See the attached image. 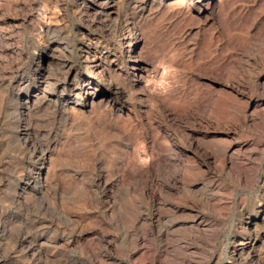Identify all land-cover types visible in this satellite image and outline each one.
Masks as SVG:
<instances>
[{"label":"rangeland","instance_id":"obj_1","mask_svg":"<svg viewBox=\"0 0 264 264\" xmlns=\"http://www.w3.org/2000/svg\"><path fill=\"white\" fill-rule=\"evenodd\" d=\"M53 1L10 0L8 2L7 0L6 2L5 0L0 4H3L0 7V75L2 74L0 76V264H48L50 258L54 259L52 251L49 250V239H57L53 232L60 234L65 227L64 231L68 230L67 235L79 237V242L75 244L73 251L59 254L56 257L58 261L55 260L49 264H90V259L86 257L87 253L85 254L87 250L84 249L86 242L90 244L94 242V247L103 246L105 257H112L109 258L111 262H107L108 264L112 262L136 264L135 260L138 261L139 257L148 250L152 255L153 263L151 264H167V262L175 264L177 261V264H231L228 250L233 238L236 235L240 237L249 235L243 227L242 213L254 207H260L264 201V128L262 132H259V129H249L245 124L244 126L237 125L238 119L246 113L247 101L264 100V95L256 91L251 83L253 75L264 71L262 66L264 62V0H222L221 5L218 3L219 6L217 5L214 13L198 17L188 13L179 15L174 9H170L169 12L153 10V12L148 14L146 12L142 15L144 19L140 22L141 26H137L140 28L137 32L142 37L141 45L144 48L140 59L143 58L147 65L142 72L135 71L136 66H130L131 63L119 66L121 69L119 68L117 83L121 93L115 100V107L123 106V112L121 119H117L118 125L114 127L115 130L112 129V132L117 136L116 141L121 146H116L114 150L98 139L99 132L96 131L94 123L93 128L85 131L87 128L84 122L79 124L81 120L74 123L72 120L66 122L61 106L56 105L54 101L49 105L48 103L36 105V108L34 107L21 119L17 117V112H14L16 111L14 110L16 109L14 106L16 93L24 96L28 88L40 89L37 77L42 76L45 79L49 75L48 86L43 92L46 95L51 94L53 99L60 92L54 89L53 84L63 78L67 67H70L73 74L76 73L78 76L89 75V70L84 66L82 56L79 55L83 44L98 41L109 50L117 45V40L104 32L102 24L93 25L89 23L91 19L77 12V0H62L63 7ZM140 1L129 6L126 3L122 5L120 11L122 14L126 12L124 16L129 19L128 22L133 20L139 22V8L134 6H138ZM41 4L45 5V9L39 11L37 9ZM37 21L51 28L48 36L42 33L37 35L36 28L39 26ZM55 46L58 47L56 50L47 52L49 47L54 48ZM62 70H65L64 74ZM138 74L142 76L141 84L133 81L139 77ZM161 80L166 81V90L159 87ZM222 88L228 93L227 100L231 99L228 100V103H231L230 106L227 105L228 122L226 126L216 121L215 113L209 108L210 99L215 96L217 90ZM108 91L111 92V90ZM157 96L158 99L154 98ZM175 96L178 100L174 98ZM207 101H209L208 104ZM187 104L190 107H187ZM125 113L128 115H124ZM18 124L28 126L30 141L37 145L35 155H32L31 149L24 147L18 140V126H16ZM149 128L154 132L157 131L158 142L164 135H168L170 141L173 142L172 154L177 155V161L172 164L178 166L171 165L175 171H179L181 167L182 169L196 167L201 172L193 176V179L199 183V187L208 185V187L214 186L220 189L219 199L222 200V204H227H223L225 206L222 207L223 209L220 208L221 210L218 209L213 213L200 202L199 207L192 210V214H199L203 219H207L206 226L209 227H205L204 233L196 232L194 234L197 235H194L187 233L184 228L175 226L170 233L173 236L169 235L166 239L164 238L169 242H161L158 238L150 239L145 235L144 226H139V223L134 220L138 211L143 210L144 212L145 204L149 202L148 197L138 190V185L132 187L131 181L126 179L123 183L113 185L107 192H103L102 186L101 189L98 185L94 187L95 189L92 190L95 192L87 187L90 184L88 180L91 178L90 175L97 174L100 169L113 175V172L125 165L127 155L133 148L135 135L143 136L144 131L152 132ZM89 136L97 141L92 138L93 141L88 144L81 139ZM225 137L242 145L250 143V145L254 143L259 145H255L257 148L253 145L254 151L252 149L249 161L245 163L246 166L242 170L238 171L241 175L240 182L233 181L227 175V168L222 165L218 153L214 151L220 148L218 142ZM65 142H68L67 146L63 145ZM54 143L59 144L60 150L57 156H60V159L64 154L66 158L69 156L66 162L63 158L64 162L61 159L56 162L57 164L55 163L57 170L59 168L66 170L64 172L66 175L60 176L59 170L54 177L58 187L65 186L64 201L53 204L45 193H35L29 190L22 198H19L24 176L26 174L35 175L39 169L41 158L38 152L40 148L47 146L52 148ZM139 145L137 147L138 156L143 158V146ZM188 158H192V163L187 161ZM94 163L98 166L93 167ZM250 173L254 178L248 182L251 178L248 176ZM91 183L96 184L92 181ZM168 188L160 194L161 197L151 202L152 212L156 210L155 213H158L157 210H159V213L165 215L166 209L164 210L163 202L178 200L180 189L169 186ZM200 192L199 190L195 193L197 199L201 196ZM223 199L228 201L223 202ZM62 206L65 207L61 208ZM125 209H128V213L124 212ZM64 212L70 213L69 215H72L79 225L85 222L86 228L94 232V235H91V238H82V235L71 231L65 222ZM97 213L107 219L108 228L101 229L93 222H89L93 223L89 228L90 224L86 222L88 221L86 218L97 215ZM121 213H127L124 215L126 216L124 225L117 219V215ZM166 218L171 217L166 216ZM175 220L188 222V219L180 214L176 215ZM127 231L141 237L139 246L136 247L137 253H141L140 255L136 253L137 256L131 260L125 256L129 244L126 238L128 237ZM257 234L260 240L256 250L258 254H262L264 252V224L259 227ZM22 238L27 239L25 246L20 245ZM39 243L42 244L41 248ZM168 243L172 245L169 246ZM163 244H167L168 252L170 250L172 252L167 255V258L160 257ZM26 246L33 249L38 247L39 254H35L37 257H31V254L25 250ZM181 246H185V250ZM176 248L181 251H177ZM26 254L27 257L30 256L27 258ZM44 254L46 257L43 256ZM39 255L42 259L40 261L37 260ZM183 258L185 263L181 261Z\"/></svg>","mask_w":264,"mask_h":264},{"label":"bare ground","instance_id":"obj_2","mask_svg":"<svg viewBox=\"0 0 264 264\" xmlns=\"http://www.w3.org/2000/svg\"><path fill=\"white\" fill-rule=\"evenodd\" d=\"M3 1H5V0H0V4L3 3ZM9 1L10 0H8V2ZM45 1L47 2V0H45ZM61 1L62 0H54L53 3H55V4L57 3L58 5H61L60 7H63V4H61L63 2H61ZM137 1H139V0H77V5H76L77 6V8H76L77 12L85 18L87 17V18L91 19V22H89V23H91L93 25L94 24L96 25L97 23L102 24V26H103L102 29L105 30V31L104 30L103 31L107 32L108 35L115 38L117 40L116 41L117 45H114L113 49L109 50L108 48L104 47V45H102L98 41H96V42L94 41V43L89 42V44H85V45L83 44L81 54H79V55L82 56V61L84 62L83 64L85 67L88 68L89 75L78 76V75H76V73L73 74V71L71 70L70 67H67V71L62 70V72L65 71V75L62 76L63 78H60V79L57 78L58 80L55 81V84H53L54 89L59 90L60 92L58 93V95L54 96L53 99L51 98V94L46 95L43 92L44 88L46 86H48V82H47L48 76H49L48 74H47L48 76L46 75L47 77L45 79H43L42 76H40L39 78L37 77V81L39 84L38 87H40V89L28 88L26 90L27 92L24 96L15 92L16 98L15 99L13 98V99L16 100V102L14 101L15 102L14 106L16 107V109H14V110H16V111H14V112H17V117L19 119H21L24 115H27L28 112L30 113V111L33 110L34 107L38 104L42 105L44 103L45 104L48 103V105H49L52 101H54V103L56 105L61 106L62 113L66 116V122H68L69 120H72V122L74 123L75 121L81 120L80 121L81 123H79V124L81 125L82 122H84L85 127L87 128V129H85V131L93 128L94 127L93 125L95 124L96 131L98 130L97 132H99L97 137L99 140H102L104 142V145H106L108 148L110 147V149L113 148V150H114V148H116V146L117 147L121 146L116 141L117 136L115 135V133L112 132L113 131L112 129H114V127H116L118 125L117 119H121L120 117H122L121 115L123 112V108H122L123 106L122 107L118 106V108L115 107V104H116L115 100H117L116 98L121 93L120 92L121 89L117 83V75L119 72V68L121 67L120 65H125L127 63H131L130 66L135 65L136 66L135 71L142 72L146 68V65H147L146 61H144L143 58L140 59L141 58L140 56H142L141 53H142L144 48L141 45L142 37L137 32V29H138V31L140 29V28H137V26H139L141 24L140 22H142V20L144 19L142 15H144L146 12H147L146 14L153 12V10H160V11H164V12H166V11L169 12L170 9H174L177 13H179V15L184 14V13L185 14L188 13L190 15H194V17L195 16H197V17L203 16V15L206 16L207 14L214 13L216 10V7L219 6L218 3H220L222 0H141L140 3L138 4V6H134L137 9L139 8V10H138L139 11L138 12L139 13V19H138L139 22L138 21L134 22V20L131 22H128L129 19L125 18V16H124V14L126 12L124 14H122V12L120 11L122 9V5L124 3H126V4H128L127 6H129L130 4H133V3L135 4ZM6 2H7V0H6ZM49 2H51V1H49ZM6 5H7V3H6ZM220 5H221V3H220ZM1 6H3V4L0 5V7ZM222 7H220V8L222 9ZM44 9H45V5L41 4L39 9H37V10L42 11ZM135 12H137V11H135ZM133 14H131V15H133ZM132 18H135V17H132ZM37 22L39 25L38 28H36L37 35H40L42 33L45 36H48L51 28L41 25L39 23V21H37ZM142 26H143V24H142ZM212 43H214V42H212ZM49 46H51V45H49ZM57 48H58L57 46H55L54 48L49 47L47 52H49V51L51 52L53 50H56ZM78 50H80V49H78ZM189 55H190V53L188 54V56ZM7 59H8V57H7ZM188 59H190V57H188ZM186 60H187V58H186ZM64 65H65V63H64ZM181 65H182V62H181ZM262 66L264 68V62L262 63ZM185 67H187V66H185ZM127 69H128V67H127ZM49 71L50 70H48V72ZM262 71H263V69H262ZM63 74H64V72H63ZM141 78H142V76L139 75V77H137L136 79H133V81H135L137 84H141V82H140ZM251 81H252L251 83H252L254 89L258 92H261V94L264 95V71L263 72L260 71L259 73L253 75ZM226 87H228V86H226ZM142 88H143V86H142ZM131 89H132V87H131ZM108 90H111V92ZM9 91L11 92V89ZM176 91H174V92H176ZM216 92L217 93L215 94V96L210 99V102L207 101V104H208V102L210 103L209 108L213 111V113H215L214 118H217L216 121H219L222 125L226 126V122H228V120H227L228 118H226L228 115L226 116V113H227L228 106H230V104H231V103H228V100H231V99L228 98V100H227L228 93L226 92V90L224 88L217 90ZM174 95H176V93H174ZM9 96L10 95L8 94V97ZM166 96H168V95H166ZM154 98L158 99L159 97L157 96ZM174 98H177L176 100H178V97L175 96ZM9 99L10 98H8V101H10ZM150 99L152 100V98H150ZM169 99H168V102H169ZM157 101H159V100H157ZM232 101H234V100L232 99ZM159 102H162V101H159ZM163 102H165V101H163ZM177 102H176V105H177ZM247 102L248 103H246L247 107L245 110L246 113L241 118L238 119L239 123L237 122L238 123L237 125L239 126V124H240V126H241V124H242L244 126V124H245V126H247L249 129L256 128V129H259L258 130L259 132H262L263 128H264L263 127L264 126L263 125V123H264V100L257 99L255 101L249 100ZM3 104H5V103H3ZM163 104H165V103H163ZM171 104L172 103H170V105ZM184 105H182V106H184ZM187 107H190V106L187 104ZM127 111H129V110H127ZM212 111H209V112H212ZM126 114L127 113H125L124 115H126ZM132 116H134V115H132ZM212 118H213V116H212ZM125 119L127 120V118H125ZM128 119H129V117H128ZM18 121H20V120H18ZM72 125H71V127H72ZM16 126H18L17 127L18 140H20L22 142V145L24 147H28L31 149L32 155H35L37 145L30 141L31 138L29 137L28 126L22 125V124L21 125L18 124ZM149 126H150V124H149ZM150 131H152V130L150 129ZM87 134H88V132H87ZM143 134H144L143 136H141V135L138 136L139 134L135 135L134 145L132 144L133 148L131 147L132 148L131 151H130V149L128 150L130 152L127 155L128 157L126 156L127 162L125 165H123L121 168H118L119 170H116L115 172H113L114 173L113 175H111V174H109L106 171H103L101 169L97 174L91 173L92 174V175H90L91 178L89 177L90 179H88V180H90V184L87 187L89 188V190H92L94 187L96 188L98 186H100V189H101V186H102L103 192L104 191L107 192L108 190H110L113 187V185L118 184L120 182L123 183L126 179L127 180L129 179L131 181L132 187L138 185V187H137L138 190H140L142 192V195H146V197H148L149 202H148V204H145V206H146V208L144 207L145 211L144 212H143V210L138 211L137 217L135 216L136 218L134 217L135 218L134 220H135V222L137 221V223H139V226L140 225H142V227L144 226L145 235H146V237H149L150 239L154 240V239L158 238L161 240V242L162 241L169 242L168 239H167V241H165L164 238L166 239L167 237H169V235H172L170 233L175 226H176V228L178 226L180 228H184L185 231H187V233H190V234L191 233L194 234L196 232L204 233L205 227L206 228L209 227V226L208 227L206 226L207 219H203L202 217L199 216V214L198 215L192 214V210L199 207L198 203H200V202H202L205 205V207L208 210L212 211L213 213L217 212L218 209H220V208L223 209L225 207V206H223V204L225 205L226 203L222 204L221 203L222 200L220 201V199H219V197L221 195L220 189L218 187H214V186L208 187V185H204V186L199 187V183H197L196 180L193 179V176H195L196 174L201 172V171L199 172L198 168H196V167L190 168V169H185V168L182 169V167H181V169L179 171H175V169H173L172 165L175 166V164H172V163L173 162L175 163L177 161V157H176L177 155L175 156L174 154H172V151H173L172 147L174 145L172 144L173 142L170 141V138L168 135L167 136L164 135V137H161L162 140L160 142H158L157 139L159 137H156L157 131H155V132L154 131H152V132H145L144 131ZM224 136L227 137L228 135H224ZM226 137L221 138V139L219 138L220 140L218 142V145L220 146V148H217L214 151L216 152V154L218 153L217 155H218V157H220L219 161H221L223 164L221 162L220 163L222 165H224L225 168H227V170H226L227 175L230 178H232L233 181L240 182L241 175L238 171L240 169L242 170L246 166L245 163L247 161H249L250 154L254 151V148L256 147L255 145H258V144L254 143V144L250 145L251 144L250 143V144L242 145L240 143L235 142L234 140H229ZM83 138H81V139L84 142L86 141L88 144L91 141H93V139H94L91 136H89L88 138L85 137L86 139H83ZM89 138H90V141H89ZM67 139H69V138H67ZM67 139H65V140H67ZM81 139H79V140H81ZM32 140L34 141V139H32ZM94 141H97V140L94 139ZM103 142H101V143H103ZM67 143L65 142V143H63V145L65 146ZM139 144H142L141 146H143V150H142L143 158L139 157L140 155L138 156L139 151L137 150V147ZM179 144H181V143H179ZM58 145H59L58 143H56V144L54 143L52 148H50L48 146L46 148H43V147L40 148V152H38V154L40 155V158H41V163H40L39 169L37 170L35 175L26 174L24 176V178H23L24 181H23V184L20 187V191H19V198H22V196H24L25 192L27 193V191L29 190V191L35 192V193H37V192L45 193V195H47V197H49V199L51 200V202L53 204L58 203L59 201H61V202L64 201L65 193H66L64 191L65 186L63 188L58 187V183L56 184V182L54 181V177H55L57 171H59V170H60V176L66 175V174H64V172H66V170L64 171L62 168H59L57 170L56 169L57 166L55 165V163L58 160L60 161L61 159H62V161L65 159L64 161L66 162V159L69 156H67V158H66V156H65L66 154H64L60 159V156H57V152L60 150ZM253 145H254V148H253ZM88 146L90 147L91 145H88ZM216 147H217V145H216ZM252 149H253V151H252ZM91 150H92V148H91ZM26 151H27V149H26ZM214 158H217V157L214 156ZM187 161L192 163V158H188ZM95 166H98V165H96L94 163L93 167H95ZM177 166H175V167H177ZM221 173H223V172H221ZM67 176H66V179H68ZM228 176H227V178H228ZM245 176H246V174H245ZM248 176H250L251 178H249ZM248 176H247L249 178L248 182L252 181V178H254L253 175L250 173ZM70 177H72V176H70ZM91 181L95 182L96 184L93 185L91 183ZM238 185H239V183H238ZM60 186H63V185H60ZM168 186L172 187V188L177 187L180 189V195L178 197V200L163 202L164 203L163 204L164 210L166 209L165 215H162L161 212L159 213V210H157L158 213H155L156 210L154 212H152L151 211L152 209H150L152 207L151 202H154L155 200H157L159 198L160 194L164 190L167 191V189H169ZM199 190L201 191L200 192L201 196H198L199 199H197L195 196V193L198 192ZM92 191L95 192V190H92ZM96 192H97V190H96ZM225 201H228V200L226 199L223 202H225ZM107 205L111 206L109 204H107ZM64 207L62 206L61 208H64ZM125 210L126 211H124V212L128 211V209H125ZM127 213H124V214L121 213V214L117 215V217H118L117 219H119V223L124 225V222H125L124 219L126 218V216H124V215H126ZM69 214L65 213V217H66L65 222L67 223V227L68 226L70 227L71 231L76 232V234L82 235V238H87V237L91 238L90 236L94 235V232H92L90 229H88V227L86 228L85 222L84 223L82 222L83 224L79 225L78 223H76L77 222V221H75L76 219L73 218L72 215H69ZM177 214H180V216L184 215V217L188 219V222L184 221L185 223H183L181 221L182 222L181 223L180 221H176L175 218H176ZM219 215H220V213H219ZM109 216H110V214H109ZM166 216L171 217V218L170 219L166 218ZM241 216L243 219V221H242L243 227L249 233V235L243 236V237L236 235L233 238V242L231 244V247H229V250H228L229 251L228 253L230 256L229 258L231 260V264H264V252L262 254H258L259 252L257 253V250H256L257 249V247H256L257 243L260 240L259 235L257 234V231H258L259 227L264 224V201L262 202V205L260 207H254L250 211H245L242 213ZM86 219H88V221ZM86 219L85 220L87 223L93 222L94 225H97V227L99 226L101 229H106L109 227V223L107 222V219L102 217V216H99L98 213H97V215L89 216ZM108 220L110 221V218ZM205 220H206V222H205ZM87 223H86V225H88ZM93 223H91V224L89 223L91 225V226L88 225L89 228L92 227ZM209 224H211V223L209 222ZM95 227L96 226H94V228ZM210 227H211V225H210ZM65 228L63 229V231L60 232V234H56V232H53L56 235L57 239H55V238H54V240L49 239V246H50L49 250L52 251L51 254H52V257L54 258V259H51L50 255L48 254L49 258H50L48 260L49 263H53L55 260H57L56 257L59 254L69 253V252L73 251V248H75V244L79 242L78 241L79 237H72L71 235H67L66 231H68V230L64 231ZM53 231H55V229H53ZM99 231H101V230L99 229ZM142 233H144V232H142ZM142 233H141V235L143 236ZM126 234L128 235V237H126V238H128L129 244H128V249L126 251L125 256L131 260L132 258L137 256L136 255V253H137L136 247L139 246V243H140L139 240L141 237L139 238V237L131 234L129 231H127ZM145 235L143 237H145ZM194 235H197V234H194ZM142 239L144 240V238H142ZM26 242H27V239L22 238L20 240V245L25 246ZM260 243H262V242H260ZM84 244H85V242H84ZM93 244H94V242H93ZM93 244H92V242H91V244H90V242L89 243L86 242L85 247L82 244L83 245L82 247H84V249L87 250V252L85 251V254L87 253L88 256H86V257L88 259H90V264H108L109 262H111V261H109V258L111 259L112 257H110L107 254L109 256V258H107L104 255L105 248H103V246L94 247ZM184 244H185V242H184ZM170 245H172V244H169V246ZM175 245H177V244H175ZM39 246L41 248L42 244L39 243ZM186 247H187V245H186ZM26 248L27 249H25V248L24 249L27 251V253L31 254V257L36 256L35 254H39V251H38L39 248L38 247L33 249V248H30V246H26ZM78 248H79V246H78ZM168 248L169 247L167 246V244H163L161 246L160 257H166L167 258V255L171 252L170 249H169L170 252H168ZM182 248H184L183 250H185V246ZM22 249H23V247H22ZM171 249H172V247H171ZM177 249H179V248H176V250ZM74 250H76V249H74ZM173 250H174V247H173ZM186 250H187V248H186ZM148 251L145 252L144 254L142 253L143 255L139 257L138 261L135 260V263L136 264L138 262H139V264H151V263H153L152 262V255ZM177 251H179V250H177ZM82 253H83V251H82ZM140 253H139V255H140ZM182 253L185 254L184 252H181V254ZM40 254L42 255V253H40ZM186 254H188V253H186ZM145 255H146V257H145ZM43 256H45V254ZM26 257H27V254H26ZM188 258L186 260H188ZM37 260H39V261L42 260V259H40V255L38 256ZM181 261H182V263H185L184 258ZM177 262L176 263L173 262V263L177 264ZM116 263L117 262H115V263L112 262L111 264H116ZM120 264H122V263H120ZM167 264H168V262H167ZM186 264H188V263H186Z\"/></svg>","mask_w":264,"mask_h":264},{"label":"clouds","instance_id":"obj_3","mask_svg":"<svg viewBox=\"0 0 264 264\" xmlns=\"http://www.w3.org/2000/svg\"><path fill=\"white\" fill-rule=\"evenodd\" d=\"M159 87L161 89H165L166 90V81L165 80H161L160 83H159Z\"/></svg>","mask_w":264,"mask_h":264}]
</instances>
